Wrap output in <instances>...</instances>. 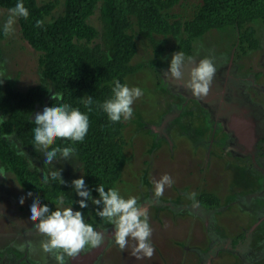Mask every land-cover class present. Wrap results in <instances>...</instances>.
I'll return each mask as SVG.
<instances>
[{
    "label": "rangeland",
    "instance_id": "rangeland-1",
    "mask_svg": "<svg viewBox=\"0 0 264 264\" xmlns=\"http://www.w3.org/2000/svg\"><path fill=\"white\" fill-rule=\"evenodd\" d=\"M46 1L50 0H38ZM202 2L179 0L168 9L175 15L171 19L191 18ZM100 4L88 21L99 30L93 43L100 42L109 57L111 42L99 16ZM8 9L0 5V29ZM63 9L64 0H58L47 18ZM132 22L129 31L137 42L131 59L135 71L126 80L129 87L141 88L144 95L132 105L133 117L127 121L122 118L127 159L114 188L125 198L136 197L147 208L155 254L150 259H136L130 249L122 252L110 239L114 226L101 220L95 229L106 234L105 243L75 259L67 258V264H264V16L243 26L210 28L194 39L191 55L178 47L185 33L146 36L139 32L136 16ZM248 24L255 27L259 42L256 48L244 51L240 33ZM14 28L13 34L0 40V71L6 75L1 85L25 91L40 82L41 52L24 38L19 20ZM152 39L165 48L159 56ZM178 51L186 60L212 59L217 71L206 98L192 96L164 76ZM51 95L46 104L35 109L32 118L43 111ZM0 116L6 118L2 111ZM6 138L39 170L43 181L49 180L51 171L59 170L62 179L83 177L82 163L75 155L70 160L58 156L48 165L42 151L34 154L15 134ZM5 170L7 178L0 176V264H56L39 248L44 237L30 220L31 192L18 183L12 171ZM164 174L174 183L156 198L152 181ZM207 191L220 198L211 210L199 202ZM190 193H196V206ZM217 240L220 243L210 247ZM28 241L35 245L34 251L28 249Z\"/></svg>",
    "mask_w": 264,
    "mask_h": 264
},
{
    "label": "trees",
    "instance_id": "trees-1",
    "mask_svg": "<svg viewBox=\"0 0 264 264\" xmlns=\"http://www.w3.org/2000/svg\"><path fill=\"white\" fill-rule=\"evenodd\" d=\"M100 4V19L106 29L105 36L111 42L108 57L100 42L93 43L99 30L88 21ZM179 0H64L63 11L51 19L50 16L58 0L39 3L38 0H23L29 9L28 19L18 18L24 38L37 50L40 82L30 86L25 92L15 90L10 84H0V111L6 114L0 123V161L11 170L18 182L32 193L33 199L39 197L43 204L55 210L56 200L62 196L65 203L81 211L86 222L94 228L102 219L96 215L97 207L86 201L88 207L80 209L82 199L71 187L75 178L63 179L65 183L52 180L43 181L37 168L31 167L28 158L17 151L7 140L6 135L15 134L21 143L37 154L34 144L35 127L32 118L37 103H45L49 94L60 93L63 102L77 107L89 116V130L83 142L73 143L57 139L54 146H69L76 149L75 156L81 161L83 177L93 198L95 191L103 184L105 191L114 188L126 164L123 135V121L113 123L106 113L94 106L92 112L82 103V98L90 96L102 103L111 96L113 81L118 79L127 84L126 77L135 71L131 59L137 51L133 33L132 16H136L139 32L151 36L154 32L179 35L185 33L178 47L185 54L193 53V41L210 28H220L229 24L243 26L247 22L264 16V0H203L194 10L193 16L185 21L172 18L169 8ZM18 0H0L3 7H14ZM43 20L42 28L36 21ZM256 29L248 24L240 33L244 51L258 46ZM5 38L0 29V40ZM155 54L165 50L156 39H152ZM1 55V50H0ZM159 63V59L155 60ZM52 90V92H51ZM48 99L49 106L56 101ZM206 202L218 203L220 200L211 193H204Z\"/></svg>",
    "mask_w": 264,
    "mask_h": 264
},
{
    "label": "clouds",
    "instance_id": "clouds-1",
    "mask_svg": "<svg viewBox=\"0 0 264 264\" xmlns=\"http://www.w3.org/2000/svg\"><path fill=\"white\" fill-rule=\"evenodd\" d=\"M29 9L23 0H18L14 7L8 9L7 20L2 25L5 37L14 33V25L18 18L28 19ZM43 20L36 21V27L42 28ZM190 65V66H189ZM186 68V71H185ZM216 67L212 59L205 57L195 62L191 57L185 58L183 52H176L172 55L170 67L163 74L174 83L189 91L192 96L204 99L208 96L213 78L216 74ZM6 78L5 72L0 71V84ZM144 95L139 87H129L122 84L118 79L113 81L111 96L102 103L95 101L92 97L82 98V103L87 112H92L95 107L106 113L113 123L119 122L122 118L127 121L133 117V107L135 100ZM52 99L56 101L53 106L44 107L42 112L34 116L32 129L34 134V144L38 150L43 152L44 163L51 165L54 160H70L76 149L69 146H54L57 139L68 140L73 143L83 142L89 130V116L81 112L79 108L63 102L60 93H54ZM4 122L0 116V123ZM0 176L7 178L6 170L0 167ZM52 180H59L65 183L59 171H51ZM47 180V176L45 177ZM174 183L169 174L162 175L159 180H153L154 195L156 198L164 194L165 187H171ZM71 187L76 194L81 197L78 201L79 208L88 207L86 201L91 200L93 205H103L102 210L97 207L96 215L108 224L114 226V232L110 237L116 245L125 251L130 249L131 256L136 259L151 258L155 254V248L151 242L152 228L149 223V213L146 207L140 205L134 196L125 198L120 194L118 188H109L105 191L103 184H99L95 191L98 198H93L85 185L83 177L74 179ZM193 206L198 204L196 193H190ZM31 197L32 193H28ZM19 203L23 205L24 197ZM55 210L50 209L47 204H43L39 197L33 200L30 205V220L34 222V228L39 235L44 237L39 242V248L50 255L56 264H67V258H77L90 248H99L105 243L106 234L97 231L91 224L85 222L84 214L73 210L71 206H65L62 196L56 200ZM25 245H20L23 250ZM29 250H35V245L31 241L27 242Z\"/></svg>",
    "mask_w": 264,
    "mask_h": 264
},
{
    "label": "flooded vegetation",
    "instance_id": "flooded-vegetation-1",
    "mask_svg": "<svg viewBox=\"0 0 264 264\" xmlns=\"http://www.w3.org/2000/svg\"><path fill=\"white\" fill-rule=\"evenodd\" d=\"M191 55V54H190ZM16 90V89H15ZM17 91H22V92H25V91H23V90H17ZM52 92V91H51ZM44 104H46V101H45V103H43V104H40V103H37V105H36V108L39 106V105H44ZM47 107H50L49 105H48V103H47V105H46ZM35 108V109H36ZM35 109H34V111H35ZM34 113V112H33ZM34 119V118H33ZM258 121H259V119H258ZM264 124V123H263ZM14 134V133H13ZM9 135H11V134H8V135H6V136H9ZM8 140V139H7ZM9 142V141H8ZM21 142V141H20ZM10 143V142H9ZM11 144V143H10ZM25 146V145H24ZM28 147V146H27ZM15 148V147H14ZM16 149V148H15ZM17 150V149H16ZM18 151V150H17ZM1 162V161H0ZM1 167H4L5 169H7V170H9L2 162H1ZM9 171H11V170H9ZM3 178H5V177H3ZM65 178H67V177H65ZM75 179H77V178H75ZM18 181V180H17ZM19 183V182H18ZM20 184V183H19ZM21 185V184H20ZM22 186V185H21ZM23 187V186H22ZM24 188V187H23ZM207 193H211V194H214V193H212V192H208L207 191ZM204 194V193H203ZM215 196H217L218 198H219V196L218 195H216V194H214ZM206 197H201V195H200V198H199V202H200V204H202V207H204V208H206V209H209V210H211L212 208H214V207H217L218 205H219V203H220V201L218 202V203H214L213 205L211 204V202H206V199H205ZM219 200H220V198H219ZM76 209V208H75ZM77 210V209H76ZM238 238L236 237L235 239H233V241L234 242H237V241H235V240H237ZM220 243V241H215L210 247H213V249L216 247L215 245H218ZM226 246V245H225ZM226 248H227V246H226ZM231 248V247H230ZM233 250V249H232ZM200 264H202V263H200ZM209 264V263H208Z\"/></svg>",
    "mask_w": 264,
    "mask_h": 264
},
{
    "label": "water",
    "instance_id": "water-1",
    "mask_svg": "<svg viewBox=\"0 0 264 264\" xmlns=\"http://www.w3.org/2000/svg\"><path fill=\"white\" fill-rule=\"evenodd\" d=\"M103 247V246H102Z\"/></svg>",
    "mask_w": 264,
    "mask_h": 264
}]
</instances>
